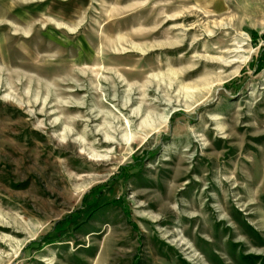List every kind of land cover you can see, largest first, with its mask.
I'll use <instances>...</instances> for the list:
<instances>
[{"label": "rangeland", "instance_id": "obj_1", "mask_svg": "<svg viewBox=\"0 0 264 264\" xmlns=\"http://www.w3.org/2000/svg\"><path fill=\"white\" fill-rule=\"evenodd\" d=\"M264 0H0V264H264Z\"/></svg>", "mask_w": 264, "mask_h": 264}, {"label": "trees", "instance_id": "obj_2", "mask_svg": "<svg viewBox=\"0 0 264 264\" xmlns=\"http://www.w3.org/2000/svg\"><path fill=\"white\" fill-rule=\"evenodd\" d=\"M262 56H264V53L262 52V54H261ZM262 63H264V58L262 59V61H261Z\"/></svg>", "mask_w": 264, "mask_h": 264}]
</instances>
